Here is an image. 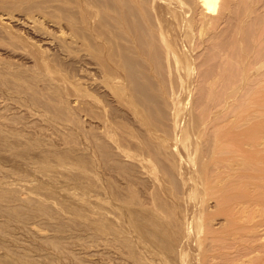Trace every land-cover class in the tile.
<instances>
[{
	"label": "bare ground",
	"instance_id": "obj_1",
	"mask_svg": "<svg viewBox=\"0 0 264 264\" xmlns=\"http://www.w3.org/2000/svg\"><path fill=\"white\" fill-rule=\"evenodd\" d=\"M82 1L84 2V4L80 3L82 5V25L84 28L92 29L95 38L100 40V45L107 58L106 67L109 73L105 74L104 82L106 84L111 82L109 84L111 92L115 91L114 89L117 88L118 84L127 89L125 93H122L123 95L113 93L116 101L121 105H125L124 101L128 98H133L132 101H136L130 103L131 100L129 99V108L130 114L139 126L142 124L144 126L145 117L147 118L148 115L156 111L154 104H156V96L159 95L160 91L162 100L169 106L167 109H170L169 116L167 114V122L170 123L168 133H161L156 128H149L153 122L151 119L152 122L147 124L146 121L150 120L149 117L145 121L148 125V127L145 125L146 140H144L145 138L143 141L139 140L142 142L141 146L140 143H135L144 152L143 154L120 147L115 136H112L114 132L112 131L113 133L109 135V124H104L102 133L100 129L98 130L99 148L97 147L98 149L96 148L97 150L94 151H100L104 146H108L115 157L117 156L123 163L125 162L127 167L133 166L134 173H136V169L140 180L150 184L154 192L162 189L159 191L160 193L163 192L164 195L167 191L166 196L168 198L165 196L166 201L171 203L174 208L170 207L173 211L169 208L171 212L163 214V210L158 208L159 206L150 204L148 201L144 203V200L143 204L140 202L142 199L135 198L137 195L131 191L132 200L136 205L134 206L133 202L131 204L132 211L128 215L131 218L130 227L126 231L117 225L115 230L110 231L104 230L100 225L97 226L100 229L91 225L93 229L95 228L94 232L97 229V235L95 233L96 245L100 249L116 255L118 262L123 264L124 261L120 258L123 253L116 240L123 239V233L136 236L138 229H141V232L144 231L139 227L142 226L145 229L144 226L147 225L149 231L158 228L156 230L158 236L155 234L156 237L161 236L163 239L172 240L176 247L177 255H174V258L177 260V264H264V257L259 254L261 253L259 252L262 248L261 245L264 244L263 242L258 244L261 247L260 250L256 246L260 237L263 238L264 224H257L263 228H255L254 232L256 230L257 232L253 236L254 232L251 231V228L254 224L248 219V216L250 215L251 218V214L256 211L253 208L258 203L255 202L256 196L264 194V192L261 194L257 192V180H252L253 177H258L261 173L258 170H261L260 166L264 163V117H261L264 110L262 109L263 112L260 111V106L264 104V102L262 103V99H264L262 98L264 96V0ZM73 2L76 4V0ZM59 3V6L62 7V3ZM85 3L90 8L92 3L96 6L93 10H87ZM65 4L67 3L63 5ZM67 6L66 11H69L72 8L70 2ZM110 7L113 9L111 10ZM105 10L110 12L109 17ZM104 11L106 12L105 15ZM104 16H107L108 19H105L107 17ZM102 21L104 23H100ZM96 22L98 27L94 26ZM75 23L76 19L72 22L73 28ZM107 32L111 35L107 38L112 37L110 41H105V35H109ZM85 39L83 41L84 56H88L91 61L98 62L90 54L91 47ZM110 62L113 67H111ZM111 84H115L114 87L116 88H112ZM80 98H83V95ZM160 106L162 107V105ZM165 108V106L161 108L163 112ZM168 110L167 113H169ZM157 112L161 114L159 111H156L155 114ZM86 113L87 111L84 114ZM157 119L159 120V116ZM143 126L140 128H145ZM130 127L127 126V128ZM134 128L132 129L134 130ZM132 129L130 134L134 136L135 133ZM130 134L129 137H131ZM106 149L103 152H109V149ZM105 157L107 158V156ZM107 163L105 162L106 167ZM118 164L119 167L120 164ZM167 175H176L181 182L182 192L179 194L180 189L173 187L172 189L178 190L177 194L179 195L171 193V198L165 183ZM260 176H264V174L262 173ZM260 176L258 178L261 180ZM241 178L248 180L242 184L240 183ZM127 180L125 181L127 182ZM259 182L262 184L264 181ZM173 184L175 186L176 183ZM129 185L131 186V184ZM260 187L264 189V185ZM152 188L150 189L152 190ZM238 188L244 190V198L241 195H239L240 197L237 196L239 190L236 189ZM153 191H151L152 194ZM243 192L241 191V193ZM149 195H151L150 192L147 196ZM144 196L141 195L140 197ZM245 197L250 202L247 200V205L243 201L246 199ZM241 198L243 202H241ZM159 199H163V196ZM228 201L230 204L227 203ZM153 202L154 199L151 203ZM211 202H214L212 207H223L222 205L226 203L225 205L228 204L227 208L234 204L235 209L228 208L232 209L228 218L223 219L218 215H216L217 218H212L213 216L210 218L208 213H210ZM162 203L165 205L163 201ZM176 203L178 205H175ZM258 204L261 207L264 205L260 202ZM151 205L156 206L157 209H153ZM260 205L255 207L259 210ZM179 207H182L181 212L178 210ZM110 208L112 210V207ZM134 208L137 210H133ZM140 208L144 214L145 212L148 213L145 217L150 216V220L140 219L141 216H144ZM95 209L97 211L92 214L100 223L107 222L104 220L113 222L110 219V215L113 216L114 214L113 210L112 212L108 211L105 207ZM169 209L167 207V210ZM217 209L221 211L219 207ZM152 210L155 211L151 212ZM132 215L136 216H133V220ZM246 218L248 223L253 224L250 228L251 233H247L249 228L246 226L242 225L241 231L235 227L237 230L235 228L233 230H236L237 233L242 232L238 233L239 235L242 234L239 240L238 234H231L228 232L231 228L227 229L230 225L235 226L237 220L242 223ZM143 219L146 221L142 222ZM172 222L179 224L173 229ZM145 230L147 234L155 236V231H152V234L147 228ZM245 232L248 235L251 234L253 238L257 237L256 234H259L258 237H260L256 238L258 240H252L251 236L246 237ZM234 235H236V240L241 242L244 251L238 249L239 246L228 247L227 243L233 242ZM244 235L246 238L251 237L250 240L253 242L249 240V244L243 245L248 240L243 239ZM144 236L142 235V237ZM246 245L248 249H244L247 248ZM129 260V264H159L162 257L158 252L144 251L135 254Z\"/></svg>",
	"mask_w": 264,
	"mask_h": 264
},
{
	"label": "rangeland",
	"instance_id": "obj_2",
	"mask_svg": "<svg viewBox=\"0 0 264 264\" xmlns=\"http://www.w3.org/2000/svg\"><path fill=\"white\" fill-rule=\"evenodd\" d=\"M62 1L59 2L62 3ZM66 1H63L62 7H60L58 0L57 2L56 0H0V264H121L116 259V255L104 251L96 245V231L100 229L97 226L100 225L104 230L110 231L115 230L119 225V228L123 227L124 230L130 227L131 218L128 215L132 211L131 191L137 195L135 198L142 199L140 202L143 203L144 200V203L148 201L150 204L159 206L158 208L163 210V214L170 213L174 208L171 203L166 201L168 198L166 196L167 191L164 195L163 192L160 193L162 189L154 192L150 184L140 180L136 169L134 168L136 172L134 173L133 166L127 167L125 162L123 163L120 158L115 157L108 146H106L107 149L104 146L102 150L100 148V151H94L99 148L98 130L100 129L102 133L104 124L107 123L110 127L108 128L109 135L114 132L115 135L112 134V136H115L120 147L143 154L144 152L135 143L138 142L141 146L142 142L139 140L143 141L144 138L146 140L145 129L146 126L148 127L147 124L152 121L149 128H156L159 130L158 132L168 133L170 123L167 121L170 109H167L169 106L162 100L160 91L159 95L156 96L157 101L154 106L156 105V111H159L162 116L158 112L155 114L156 111L153 112V116L152 114L147 116L150 120L145 117V121L148 120L146 121L147 124L145 121L143 122L144 126L142 124L145 128H140L142 126H139L130 114L129 99L131 100L130 103H133L132 100L134 99L128 98L124 101L125 105H121L114 98L113 93L121 95L127 89H124L120 84L116 86L117 88L114 87L115 84H111L112 88H116L115 91L111 92L109 90L111 89L109 88L111 82L107 84L104 82L105 74L109 73L106 67L107 58L100 45V40L95 38L92 29L84 28L82 25V5L80 3L84 4V2L76 0L75 4L73 0ZM69 2L71 6L74 3L72 8L76 5L78 9L74 7V10L71 8L66 11ZM64 3L67 4L63 5ZM91 5L90 8L85 3V8L93 10L96 5L93 3ZM110 9L112 10L113 7ZM110 9L108 10L111 11ZM109 11L107 14L105 12L104 15L110 14ZM99 15L101 14L99 13ZM75 19L76 23L73 28L72 22ZM100 23H104V21ZM94 26L98 27L97 22ZM108 36L111 35L106 34L105 41H110L112 38L108 39ZM84 39L91 47L90 54L98 62L91 61L88 56H84ZM111 67H113L112 63ZM82 95L83 98H80ZM160 105L166 107V111L164 109L166 114ZM263 105L260 106L261 112L264 110ZM82 107L85 108L82 109ZM86 111L87 113L84 114ZM155 115L157 118L159 116V120ZM261 117L263 118L264 114ZM114 124L116 125L114 126ZM91 125L92 127H90ZM127 126L132 127L127 128ZM131 129L135 133H132L134 136L130 134ZM91 139L92 141H90ZM104 148L109 149V152H103V150L105 151ZM110 154L111 156H109ZM104 161L106 163L108 161L107 167ZM122 164L123 167H121ZM128 164L130 163L128 162ZM263 164L260 166L261 170H258L261 171L258 177L262 173L264 174ZM133 174L135 178L137 176L138 178L135 179ZM124 177L125 180L128 177L127 182L123 181ZM258 177H253L252 180H257L259 185L261 183L259 181H264L262 179L264 176H260L261 180ZM166 180L170 198L171 193L179 195L182 192L180 178H177L176 175H167ZM246 180L248 179L241 178L240 183L243 184ZM178 181L180 185L177 184ZM173 183H176L175 186ZM258 185L257 192L261 194L264 189H261L260 186H263L264 182L260 186ZM124 187L125 190H123ZM173 187L180 189V191L172 189ZM236 190H239V193H236L237 196L241 195L244 198V190L242 188ZM149 192L151 195L147 196ZM144 194L146 195L144 196ZM141 195L147 196L148 199L147 197L141 198ZM159 195L161 196L159 197ZM162 196L163 199H159ZM242 198L241 202L244 201L247 205L248 198L245 197L246 199L243 201ZM153 199L154 202L151 203ZM161 200L165 205L161 204ZM255 202L264 204V194L256 196ZM227 203L230 204L229 201ZM258 203L253 206L256 211L252 214L255 216L253 217L252 214L251 218L250 215L248 216L254 226L252 223H248L247 218L246 221L243 220L247 224L237 220L235 226L225 227L228 228L227 230L231 228L228 232L240 234L242 233L240 232L242 225L249 228L247 233H251L252 230L254 232L255 228L260 229L261 227L258 225L264 224V205L261 207ZM133 204L136 205L135 202ZM225 204L222 205L223 207L214 206V208L212 207L214 202H211V209L209 210L211 214L207 212L209 217L215 218L218 215L223 219L228 218L232 213L234 204L233 206L229 205L228 208L231 207V210L226 207L228 204ZM258 205L261 207L260 211L255 207ZM129 206L130 208H128ZM134 206L132 205V208ZM156 206L152 208L157 209ZM99 207H105L111 212L113 210L115 216L114 214L113 216L110 215L113 222L104 220L107 222L100 223L96 216H93L97 211L95 208ZM136 207L138 208V206ZM167 207L168 209L172 207L170 208L171 211L170 209L167 210ZM217 207L221 211L224 210L223 216ZM137 208L133 210H137ZM178 210L181 212L182 207H179ZM212 210L216 212L214 213ZM142 212L144 214V211ZM146 214L148 213L145 212L140 219L150 220V216L145 217ZM133 216L132 220L136 217ZM145 219L141 221L144 222ZM178 224V222L175 224L172 222L171 226L174 229ZM91 225L97 228L95 232L93 231L95 228L93 229ZM235 227L240 230L238 233ZM139 228L144 230L142 233L141 229H138V232L142 234L139 235L135 230L136 236L123 233V237L121 236L123 239L116 240L123 253L120 257L124 261L123 264H129V259L144 251L160 253L162 260L159 264H177V260L174 258V255H177L176 247L171 239L156 237L155 234L158 236V231L156 233L158 228L149 231V227L144 226L149 233L153 234L152 231H155V236L147 234L142 226ZM234 228L236 230H233ZM256 232L257 230L252 235L255 236ZM223 235L225 236V234ZM245 235L243 239L248 240L243 245L249 244L248 241L253 238L251 234H247L246 237L251 236L252 238H246ZM258 235L256 234L257 237ZM262 235V239V236L259 237L263 241L256 239L257 237L252 239L258 240V243L256 242L258 250L264 247V245L261 247L258 245L261 244L260 242L264 244V234ZM241 236L242 234L238 236V239ZM233 237V242L229 241L232 245L228 242V247L235 245L244 251L241 242L236 240V235ZM252 240L250 242H253ZM234 241L237 244H234ZM262 248L259 254L264 257V251H262L264 248ZM244 249H248V246Z\"/></svg>",
	"mask_w": 264,
	"mask_h": 264
}]
</instances>
